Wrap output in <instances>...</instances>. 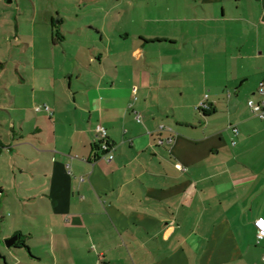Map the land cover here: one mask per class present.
<instances>
[{"label": "crops", "instance_id": "0c3cea01", "mask_svg": "<svg viewBox=\"0 0 264 264\" xmlns=\"http://www.w3.org/2000/svg\"><path fill=\"white\" fill-rule=\"evenodd\" d=\"M92 1L97 18L70 32L95 35L42 67L33 103L52 113L0 135V206L20 192L0 214V264H264V117L247 105L264 0Z\"/></svg>", "mask_w": 264, "mask_h": 264}, {"label": "rangeland", "instance_id": "374dc122", "mask_svg": "<svg viewBox=\"0 0 264 264\" xmlns=\"http://www.w3.org/2000/svg\"><path fill=\"white\" fill-rule=\"evenodd\" d=\"M98 6L92 0H0V135L11 132L12 122L18 127L19 122L34 124L44 118L42 112L35 111L44 105L33 103L34 97L38 100L42 96L40 87L48 83L51 70L42 67H55L64 62L60 58L63 45L66 49L74 42L81 47L95 35L84 27L80 32L71 33L75 27L70 23L96 17L93 8ZM62 19L67 22L60 25ZM56 33L66 42L60 43ZM31 75L35 80L34 89ZM0 172L7 180L9 169L2 163ZM17 192L8 193L1 203L0 214L5 220L16 215L11 198Z\"/></svg>", "mask_w": 264, "mask_h": 264}, {"label": "built area", "instance_id": "2783aa9c", "mask_svg": "<svg viewBox=\"0 0 264 264\" xmlns=\"http://www.w3.org/2000/svg\"><path fill=\"white\" fill-rule=\"evenodd\" d=\"M133 92L135 91V87H133ZM257 92L261 95L260 99L255 101L253 99H248L247 101V105L249 107V109L251 110V112L259 117V118H263L264 117V83H260L257 89ZM206 98V95L205 97ZM209 108V105L204 101H200L197 109L201 110H206ZM36 111L39 110H44L45 112H47L48 114H51L52 111L50 110V108L47 105H44L43 107H36L35 108ZM134 118L137 121L141 120V116L140 114L135 113ZM232 130L236 133L237 129L235 127H232ZM95 131L96 133H98L101 136V140L98 142V144L96 145V149L98 150V152L101 153V155L105 158H107L108 160H111L113 158V155L111 153L112 150V145L107 141V130L105 127H103L102 125L98 124L95 127ZM166 141L168 143H170L172 141L171 137H167ZM160 143L163 142V140L159 141ZM254 225L256 228V242L258 243L261 239L264 238V217L259 216L254 220Z\"/></svg>", "mask_w": 264, "mask_h": 264}, {"label": "water", "instance_id": "95a60500", "mask_svg": "<svg viewBox=\"0 0 264 264\" xmlns=\"http://www.w3.org/2000/svg\"><path fill=\"white\" fill-rule=\"evenodd\" d=\"M15 240H16V236H13V237H11V238H9V239H7V240L5 241V245H6L7 247H10V246L15 242Z\"/></svg>", "mask_w": 264, "mask_h": 264}, {"label": "trees", "instance_id": "16d2710c", "mask_svg": "<svg viewBox=\"0 0 264 264\" xmlns=\"http://www.w3.org/2000/svg\"><path fill=\"white\" fill-rule=\"evenodd\" d=\"M56 35H57L56 38L58 37V39H59V38L62 39V36H61V35H59L58 33H56ZM208 109H209V108H208ZM208 109H206V110H202V112H203L204 115L209 114Z\"/></svg>", "mask_w": 264, "mask_h": 264}]
</instances>
